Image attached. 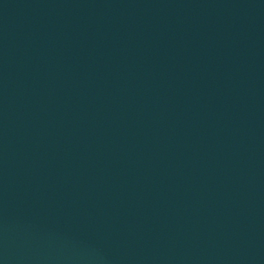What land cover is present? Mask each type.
Masks as SVG:
<instances>
[{
  "label": "water",
  "instance_id": "1",
  "mask_svg": "<svg viewBox=\"0 0 264 264\" xmlns=\"http://www.w3.org/2000/svg\"><path fill=\"white\" fill-rule=\"evenodd\" d=\"M0 264H264V0H0Z\"/></svg>",
  "mask_w": 264,
  "mask_h": 264
}]
</instances>
